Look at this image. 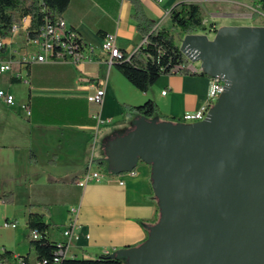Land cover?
<instances>
[{"label": "crops", "instance_id": "obj_1", "mask_svg": "<svg viewBox=\"0 0 264 264\" xmlns=\"http://www.w3.org/2000/svg\"><path fill=\"white\" fill-rule=\"evenodd\" d=\"M140 1L146 16L156 26L161 22V27L168 29L172 28L169 14L178 3L198 4V0ZM235 4L228 8L229 12L212 13V17H228L234 21L257 19L256 16L249 17L248 11L243 10V7L254 8L249 3ZM133 13L129 0H71L62 17L86 43L96 49V60L79 67L69 64H21L19 57L25 46L23 33L14 36L0 50L1 61L13 62V71L0 76V86H5L7 93L15 96L16 102L25 103L23 108L30 105L33 113L30 119V116L23 115L20 107L7 106L0 101V159L11 157L13 153L14 162H17L16 154L20 152L29 160L28 154L31 153L33 161L41 159L34 165L27 164L26 159L24 168L27 169H22L24 173L17 181L28 187L26 199L36 205L32 211L46 214L50 240L69 244V257L95 259L106 252L138 246L147 236L141 222L154 220L157 216L151 167L144 162H139L132 172H107L109 181L91 182L85 188L77 186L74 181L88 168L95 170L93 160L104 161L105 145L109 139L133 127L136 117H124L123 105L138 106L152 100L161 116L181 119L186 113L198 111L207 99L210 77L202 74L172 72L161 76L148 92L143 93L115 65L107 66L106 57L100 49L106 35H115L117 45L126 53H133L144 41ZM209 22L215 24V21ZM223 26L264 25L215 24L217 29ZM175 34L178 40L180 36L184 37L178 31ZM208 35L211 39L214 36L213 33ZM17 73L21 79L14 77ZM17 83H25L26 92L22 97L13 92V87L21 86ZM103 83L105 96L102 105L89 103L87 96L94 94ZM164 91L167 92L165 95L162 94ZM2 105L5 109L1 108ZM98 112L104 123L96 133V125L88 121ZM91 143L92 155L89 157ZM94 148L97 157L93 155ZM72 208L80 210L78 226L73 229L72 237L66 238L63 232L72 220ZM151 224L148 223L147 227ZM18 237L16 233L17 240L13 246L3 245L0 249L17 256H28L33 262L36 255L33 259L30 257L29 243L26 252L18 245Z\"/></svg>", "mask_w": 264, "mask_h": 264}, {"label": "water", "instance_id": "obj_2", "mask_svg": "<svg viewBox=\"0 0 264 264\" xmlns=\"http://www.w3.org/2000/svg\"><path fill=\"white\" fill-rule=\"evenodd\" d=\"M180 51L225 86L206 117H136L106 142L107 171L151 167L159 209L126 264H264V26L187 34Z\"/></svg>", "mask_w": 264, "mask_h": 264}, {"label": "trees", "instance_id": "obj_3", "mask_svg": "<svg viewBox=\"0 0 264 264\" xmlns=\"http://www.w3.org/2000/svg\"><path fill=\"white\" fill-rule=\"evenodd\" d=\"M71 0H0V37L10 36L11 28L19 17L30 16L31 32L39 29L47 16H61L68 9ZM134 8L133 19L136 22L139 33L147 40L139 51L133 53L130 59L125 56L116 61L117 70L139 91L145 93L166 74H171L176 66L188 65L189 60L180 51V45L176 41L175 33L180 35L216 32L214 22L206 24L203 9L199 4L182 1L178 3L170 12L172 28H157L156 23L150 20L143 9L140 0H129ZM254 6L264 11V0H255ZM107 36V35H106ZM189 73V71H182ZM202 74V73H201ZM204 75V74H202ZM19 82V80H14ZM32 118V109L29 105ZM123 114L127 118L144 117L146 119H159L173 122H183L182 119L167 118L161 116L157 104L148 100L145 103L132 106L123 105ZM88 123L96 125V120L89 119ZM98 168L107 171V163L103 160H93ZM89 170V168L87 169ZM75 181V180H74ZM4 202H13V193L5 194L2 197ZM30 207H36L31 203ZM32 209V208H30ZM157 216L151 221H142L148 236V223H155L159 217V209L156 207ZM26 225L29 236L30 249L35 253L39 261H53L59 252L58 242H53L49 238L50 225L46 221V214L29 211L26 218ZM37 231L40 235L38 239L32 238V232ZM146 236V238H147ZM4 257L13 255L4 249ZM25 264H31L28 256H22ZM60 264H126L124 259L111 258V253H104L95 259H78L64 256Z\"/></svg>", "mask_w": 264, "mask_h": 264}, {"label": "built area", "instance_id": "obj_4", "mask_svg": "<svg viewBox=\"0 0 264 264\" xmlns=\"http://www.w3.org/2000/svg\"><path fill=\"white\" fill-rule=\"evenodd\" d=\"M160 3L162 0H154ZM264 17V12H260ZM31 17L24 16L19 17L11 28L10 36L7 38L0 37V50L5 46L8 38L12 39L16 35L23 33L25 35V46L22 55L19 57L21 64H69L75 67H79L83 63L92 62L95 59L96 49L94 46L86 43L80 34L72 27L61 16H47L44 23L39 29L31 32ZM161 28V22L156 26ZM214 34V32H212ZM147 43L144 39L140 47L133 53L139 51V49ZM101 51L106 57L105 63L109 68L116 64L118 59H123L125 56L127 60L133 53H126L122 51L116 42L115 35H107L103 39L101 45ZM189 71V73L201 74L199 66H195L194 63L189 61L188 65L176 66L173 72ZM13 71V62H3L0 60V76ZM16 79H21L20 74H15ZM224 82L220 78L210 77V87L205 103L200 109L194 113H186L181 119L184 123H193L203 120L210 108L217 102L218 98L224 90ZM167 92L164 91L162 94L165 95ZM105 96L104 83L95 89V93L87 96L89 103H94L101 106ZM0 99L7 105L13 106L15 104V98L9 93L0 91ZM27 111V115L30 116L31 112L28 107H24ZM93 118L96 120L95 132L97 133L101 124L104 121L101 119V113H95ZM75 183L81 188H85L91 182H105L109 181L110 178L108 173L104 170L97 168L95 170L89 169L83 174L75 177ZM123 185V182H120ZM79 208H72L70 213L72 220L66 230L63 232L64 237L71 238L73 235V229L78 226ZM5 228L16 229V222L6 221L4 224ZM40 237L37 231L32 232V238L38 239ZM69 244L58 243L57 248L59 252L54 257L50 264H60L62 257L67 255ZM4 249H0V264H25L22 256L11 255L4 257ZM109 252H106L108 254ZM30 260V259H29ZM31 264H49L47 261H39L35 259Z\"/></svg>", "mask_w": 264, "mask_h": 264}, {"label": "rangeland", "instance_id": "obj_5", "mask_svg": "<svg viewBox=\"0 0 264 264\" xmlns=\"http://www.w3.org/2000/svg\"><path fill=\"white\" fill-rule=\"evenodd\" d=\"M233 2V3H232ZM201 8L203 9L204 12V17H205V22L210 23L209 20L215 21V24H223V23H230V22H236V23H242V24H248V23H259L264 25V17L260 14V12H264L263 10H259L257 7L253 6L254 0H198L197 2ZM235 3H246L250 5V7H254L253 9H245L243 7L244 11H248V16L249 17H254L256 16L257 19H253L252 21H249L247 19H239L238 21L230 20L228 17H218V18H213L212 13L216 14H221L223 12H229L230 9L233 6H235ZM219 16V15H216ZM213 19V20H212ZM212 36V35H211ZM176 41L178 44H181V40L183 36L179 37L175 34ZM8 44L10 43V38L6 40ZM195 66H199L198 63H194ZM1 84V83H0ZM14 85V84H12ZM17 85L21 86H16L13 87V92H15L16 96L22 97L25 94V83H17ZM5 86H0V91H3L7 93V89H5ZM15 98V96H14ZM0 101H2L0 99ZM19 102V103H18ZM16 102L15 98V104L14 108L20 107L22 109V113L25 117H27V111L25 108H23V105L25 103H22V101ZM1 108L5 109V106H1ZM24 109V112H23ZM97 112V111H96ZM1 119V118H0ZM32 154V153H31ZM31 154H28L30 157L26 158V155L23 152H20L16 154V160L17 162H14V154H11V157L7 156L2 157L0 159V247L3 245H8V246H13L16 243V233L19 234V241L18 245L20 244V248L27 250L28 252L29 247V234L27 229L25 228L26 226V218L27 214L29 213L30 210H33L35 207H30L32 202H29L26 199V189L28 187L26 185H21L19 183V180L17 179L21 176V174L24 173L22 170L24 166H26V159H28V163L30 165H34L38 163L39 160L35 159L36 161H33ZM95 156L97 157L96 150L94 148V153ZM92 155V143L89 148V157ZM42 158V157H40ZM12 160V161H10ZM10 161V164H9ZM42 163L44 162L43 160L41 161ZM40 162V166H41ZM94 169H97V165L94 163ZM24 169H27L26 167ZM29 177H27L28 179ZM26 179V180H27ZM29 184V183H27ZM13 192L14 195V201L13 202H4L2 200V197L4 194H8V192ZM32 208V209H30ZM6 221L9 222H16L17 223V229L13 230L10 228H5L4 224ZM25 252V253H26ZM30 257L33 259L35 257V253L31 250V255Z\"/></svg>", "mask_w": 264, "mask_h": 264}]
</instances>
